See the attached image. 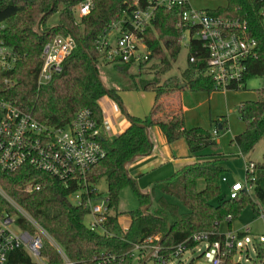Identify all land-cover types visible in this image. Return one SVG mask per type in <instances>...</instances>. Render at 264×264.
<instances>
[{
    "label": "trees",
    "instance_id": "16d2710c",
    "mask_svg": "<svg viewBox=\"0 0 264 264\" xmlns=\"http://www.w3.org/2000/svg\"><path fill=\"white\" fill-rule=\"evenodd\" d=\"M80 1L0 0V39L16 56L12 68L0 69V99L12 102L29 111L39 122L53 127L67 124L83 107L91 108L101 122L99 100L104 96L119 100L116 89L106 88L99 76L97 64L100 55L95 40L101 29L122 10L124 0H95L93 10L77 24L73 9ZM225 2L224 6L209 12L246 23L249 34L257 41V56L248 63L243 83L254 76L264 77V21L259 7L252 0ZM56 13L58 23L47 27V20ZM178 18L176 9H157L151 24L146 27L144 37L151 52L149 58L159 59L157 75L169 71L171 61H175L179 54L178 41L182 31L177 27ZM57 34L74 35L76 47L64 59L61 72L38 87L43 46ZM188 55L206 56L199 40L190 41ZM204 66L202 60L189 62L181 77L170 76L160 88L156 87L159 77L136 85V89L155 93V104L148 116L143 119L130 117V124L121 134L101 140L106 155L89 169L87 181L90 187L103 177L107 182L109 213L102 224V231L85 224L86 208L69 202L67 197L75 189L74 185L65 187L54 177L32 168H20L14 172L0 170V187L46 230L70 262L145 264L142 258L134 263L133 257L135 246L148 237L158 236L160 252L168 255L177 244L197 231L211 232L210 241L222 239L224 234H217L220 224L229 215L236 217L247 203L252 205L255 213H260L255 201L264 206V159L255 163L252 194L243 190L234 199L222 192L224 168L213 158L184 165L168 178L155 182L148 193L141 192L128 173L127 166L133 160L152 152L153 143L148 135L152 126H157L164 133L168 143L184 138L189 153L193 155L215 144L209 130L200 126L186 128L183 112L170 106L167 108L161 100L177 90L213 91V81L202 73ZM117 67L127 71L129 65ZM238 113L245 128L234 135L231 142L245 155L264 139V86L258 90L256 100L239 104ZM218 129L226 130V122L218 124ZM29 184H39L40 187L29 192L26 190ZM125 188L135 193L139 207L119 212L120 193ZM156 192L159 194L158 206L150 211ZM168 196L177 199L186 211H180L178 204L169 202ZM147 205L149 207L144 211ZM4 212L13 214L15 210L0 195V214ZM124 214L130 219L126 229L119 221ZM19 221L31 230L22 218ZM43 241L41 253L48 262L63 264L57 248L46 238ZM196 244L191 240L186 242L187 248ZM7 264L36 263L26 250L17 249L9 254Z\"/></svg>",
    "mask_w": 264,
    "mask_h": 264
},
{
    "label": "built area",
    "instance_id": "2783aa9c",
    "mask_svg": "<svg viewBox=\"0 0 264 264\" xmlns=\"http://www.w3.org/2000/svg\"><path fill=\"white\" fill-rule=\"evenodd\" d=\"M252 1L259 7V14L264 21V0ZM94 6L95 0H81L74 9L75 22H82ZM161 8L178 10L177 27L182 31L179 45L186 34L189 35L186 43L188 51L192 39L200 41L206 56L188 55V62L204 61L202 73L213 81L215 88L228 91L243 86L248 63L257 56V41L249 34L246 23L213 15L207 9L195 8L189 0H124L122 10L101 29L95 40L99 62L138 66L147 62L151 52L144 33L155 11ZM75 47L76 38L72 34H57L43 46L40 56L42 64L37 75L38 87L47 84L61 72L64 59ZM15 60L11 48L0 39V69L12 68ZM0 108V170L14 172L20 168H32L54 177L65 187L74 185L75 189L67 197L69 202L86 208V216L90 219L85 224L91 229L102 231V224L109 213L108 197H100L98 190L94 186L90 187L87 173L106 155L101 143V138H106L103 130L108 129L105 121L102 119L99 122L91 108L83 107L70 122L53 127L39 122L29 111L10 101L0 99ZM217 133V130L213 131L214 135ZM244 168L245 181L229 183V198H237L243 190L249 193L253 190L255 164L245 162ZM39 187V184H29L26 190L30 192ZM0 195L15 210L13 214H0V264H7L9 254L17 249L26 250L36 264H50L41 253L44 238L57 248L63 264H73L46 230L1 187ZM20 218L31 226V230L20 223ZM231 219L229 215L226 222ZM13 225L18 229H14ZM243 232L248 233L249 227H245ZM211 235L208 231L194 232L174 247L172 256L176 259L180 257L188 249L186 242L191 240L197 244L206 243L203 256L209 263L229 264L228 259H232L236 253L238 238L235 234H224L222 239L210 241ZM155 241H159L158 236L148 237L142 244L136 245L135 250L150 246L148 244ZM153 247V256L158 264H166L165 258L160 256L161 247L158 244Z\"/></svg>",
    "mask_w": 264,
    "mask_h": 264
},
{
    "label": "rangeland",
    "instance_id": "374dc122",
    "mask_svg": "<svg viewBox=\"0 0 264 264\" xmlns=\"http://www.w3.org/2000/svg\"><path fill=\"white\" fill-rule=\"evenodd\" d=\"M189 2L195 8L207 9L208 11L214 10L219 6H224L226 3L225 0H189ZM57 23L58 14L56 13L47 20L46 26L50 27ZM188 40L189 35L186 34L180 42V51L176 60L171 61L170 70L164 74L157 75L159 59L152 57L147 62L141 64V66L129 65L127 71L120 70L117 67L118 65H109L100 61L97 64L99 76L106 88H119L122 90L134 88L136 85L140 86L143 80L150 81L159 77L160 81L156 87L160 88L167 78L170 76L181 77L182 72L188 67V47L186 46ZM263 86L264 77L254 76L248 78L240 89L224 91L221 88L213 87V91H211L213 93L210 97L204 93L189 92L187 97L184 98V103L188 107L184 117L186 121L185 127H203L209 130L215 139V144L200 151L198 158H194L190 163L215 159L216 163L224 168L222 178H225L226 181H221V188L225 194L228 193L229 183L234 181L244 183L246 178L245 162L251 161L255 164L262 162L264 159V139H261L245 155L241 154L235 143L231 142L233 136L241 133L245 128V123L239 118V104L246 100H256L258 90ZM186 90L189 91L188 89ZM170 102L171 100H169ZM166 106L168 108L169 105L167 104ZM1 115L2 110L0 108V117ZM223 121L227 125V129L224 131L218 129V124ZM217 129L218 133L214 135L213 131ZM105 135L108 137L107 133ZM94 187L98 190L100 197L107 196V182L104 177ZM250 194H252V190ZM251 197L253 198V196ZM158 198L159 194L156 192L152 199L150 211H153L158 206ZM166 198L169 202L178 204L180 211H186V208L177 199L170 196ZM255 202L260 210L259 214L253 211L250 203H247L242 211L231 219L230 224L226 221L220 224L218 231L220 234H235L236 238H238L236 241V253L232 258L233 261L229 258V264L232 262L240 264H264V217H262L264 215V206L257 201ZM138 207L139 204L135 193L130 188L123 189L120 193L118 211L128 212ZM89 219L90 217L86 216L85 223ZM245 227H249L248 233L243 232ZM13 228L18 229L16 225H13ZM157 244L160 246L159 242L155 241L152 244H148L150 246H142L139 250H136L133 257L134 263L137 262L138 258H142L145 264H158L153 256L155 251L153 246ZM206 246V243H200L189 247L177 259L172 256V252L168 255L160 253V256L165 258L166 264H211L203 256ZM258 252H261V254Z\"/></svg>",
    "mask_w": 264,
    "mask_h": 264
},
{
    "label": "crops",
    "instance_id": "0c3cea01",
    "mask_svg": "<svg viewBox=\"0 0 264 264\" xmlns=\"http://www.w3.org/2000/svg\"><path fill=\"white\" fill-rule=\"evenodd\" d=\"M189 92L191 91L186 89L177 90L165 96L162 101L170 107L181 110L185 117L188 107L184 103V98ZM116 93L119 100L109 96H104L99 100L102 119L108 125V129L103 130L106 138H114L121 134L130 124V117L141 119L147 117L155 104V93L151 90H141L135 87L125 90L117 88ZM191 93H204L210 97L213 92ZM169 100H171L170 103ZM148 135L153 143L152 152L136 158L127 166L128 173L137 182L138 188L146 193L151 191L155 182L168 178L178 169L192 162L194 158H198V154L189 153L184 138L168 143L164 133L157 126L150 127ZM119 221L123 229H126L130 223L127 216H120Z\"/></svg>",
    "mask_w": 264,
    "mask_h": 264
},
{
    "label": "water",
    "instance_id": "95a60500",
    "mask_svg": "<svg viewBox=\"0 0 264 264\" xmlns=\"http://www.w3.org/2000/svg\"><path fill=\"white\" fill-rule=\"evenodd\" d=\"M183 85H180V87H182ZM219 128H221V126H219ZM102 140H104L105 138H101ZM149 207V205H147L145 208H144V211H146L147 210V208Z\"/></svg>",
    "mask_w": 264,
    "mask_h": 264
}]
</instances>
